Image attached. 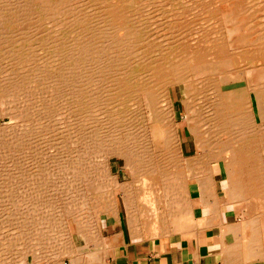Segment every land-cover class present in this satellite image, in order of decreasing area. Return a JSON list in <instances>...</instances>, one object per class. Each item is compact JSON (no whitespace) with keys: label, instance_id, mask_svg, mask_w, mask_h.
<instances>
[{"label":"bare ground","instance_id":"bare-ground-1","mask_svg":"<svg viewBox=\"0 0 264 264\" xmlns=\"http://www.w3.org/2000/svg\"><path fill=\"white\" fill-rule=\"evenodd\" d=\"M222 2L223 6L208 8L207 17L215 19L213 23H218L217 27L206 31L195 30L186 36L182 32L184 24L179 21L166 19L151 22L153 18L146 15H166L170 11L161 6L158 7L161 12L151 10L149 6L155 5L153 0H0L2 111L6 114L14 112L15 116L24 113L28 108L26 102L31 100L34 105L43 98V94L47 95V92H43L57 94L59 90L62 91L61 86L64 84V92L70 94L64 99L70 115L69 120L66 118L68 121L64 119L68 124L64 125L67 135L64 136L76 142L78 135H82L79 140L83 139L84 144L88 145L84 149L85 145L78 140L84 150L82 160L76 163L75 156L71 157L75 152L68 146L73 142L69 144L68 139H61L63 124H58L56 118L57 121L49 122L51 125L57 124L53 127L58 133V143L49 135L50 139L44 138L43 127L44 133L42 135L40 132V140L43 137V141L51 140L46 143L53 141L62 145L64 155L69 156L63 163L66 168H59L71 172H66L62 183L64 188L61 187L72 189L74 193L66 191L69 195L65 197L64 191L57 197L49 195V201H43L41 195L37 196L42 194L41 191L38 192L33 198L36 201L34 203L41 207V214L52 213L46 221L52 220L53 223L56 219L59 223L55 224L59 227L55 229L54 223V227L48 224L41 228L38 226L40 229L36 230L37 234L28 236L33 237L32 245H26L24 241L20 242L18 235L22 228L26 230L33 226L41 214L35 212V216L32 214L24 217L26 220L15 225V233L11 237L8 238L7 234L1 237L0 264H76L79 260L86 264H108L105 260L112 247L101 236L99 214L104 213L105 219L113 217L114 223L120 222L117 192L121 194L120 204L125 213L124 220L130 238L155 240L162 250L171 235L187 230L194 223V205L188 185L194 183L201 193L211 196V200L215 196L212 190V163L220 161L224 163L227 177L228 201L248 203L249 161L253 157L249 145L253 135L249 134V129L254 125V114L264 118V0ZM174 5V0H169L168 7ZM177 5L185 8V1L178 0ZM196 22L195 17H192V26ZM175 30L177 32H173ZM174 34L181 37L172 41L168 37ZM205 34L212 36L207 37ZM78 59L83 61L79 64L83 66H80V73L83 74L75 72L79 71ZM70 67L74 68V71L71 69L72 74ZM251 71L254 83L249 81ZM76 73L82 75L79 82L77 78L80 77L76 78ZM234 83L242 84L235 86ZM173 86L177 87L180 96L185 129L193 139L191 154L187 155L169 93ZM79 92L80 103L85 104L81 105L83 108L78 102ZM51 96L55 97L50 93L48 98ZM80 118L83 120L81 126H90L81 134ZM50 124L47 123L48 126ZM32 127L25 126L22 131L15 128L17 132L13 124L5 126L6 138L3 137L8 141L7 151L19 154L24 150L22 147L26 146L22 142L23 138L25 141L39 139L38 128ZM49 132L46 131V134ZM60 146H57L58 149ZM50 147L52 149L55 146ZM4 148L6 150V146ZM28 148L23 152L36 157L35 149ZM94 149L105 152L103 154L108 159L109 167L112 159H120L128 169L126 177L135 178V181L127 178L115 183L118 177L115 176L108 180L109 184L106 180L107 184L105 182L102 186L99 170L95 171L98 177L92 176L95 169L91 165L97 157L95 159L94 156L93 160L87 150L92 152ZM49 152L45 155L43 152L42 155L46 158ZM263 152L256 151L259 160L263 158ZM7 156V160L0 161L3 174L14 167L13 157ZM98 160H103V157ZM27 163L26 160L25 165H21H24L23 168H18V175L28 174L26 171L31 169L27 170ZM62 174L65 176L64 172ZM72 180L78 182L73 186ZM8 184L7 188H11ZM62 188L58 189L62 191ZM101 194L105 199L98 201L97 195ZM71 200H80L81 203L77 201L79 207H85L80 210L81 216L74 214L76 210L73 213L71 207L74 203H70ZM75 216H79V220L72 223L77 218L73 220ZM259 220L258 216H252L242 219L239 224L223 226L224 241H228L223 248L224 264H243L254 259H261L264 264V224ZM145 224H149L151 229L149 235L143 230ZM24 232L21 231L22 234ZM57 233L60 236L58 240L55 238ZM24 235L27 236V233ZM89 242H93L91 248L87 246ZM48 244L52 245L50 249ZM78 244H82L85 251L80 253ZM232 258L237 262L232 263Z\"/></svg>","mask_w":264,"mask_h":264},{"label":"rangeland","instance_id":"rangeland-1","mask_svg":"<svg viewBox=\"0 0 264 264\" xmlns=\"http://www.w3.org/2000/svg\"><path fill=\"white\" fill-rule=\"evenodd\" d=\"M154 2H155V5L154 6H149V8L151 9V10H155L156 9V11L157 12H161V10L158 8L159 6H161L162 8H164V9H166V8H169V12L168 13H166V15H146V16H148V17H150V18H153V21H151V22H154L155 20L156 21H159V20H170V21H179V22H181L182 23V25H183V34H185L186 36H187V34L188 33H191V32H194L195 30H202V31H206V30H208V29H214V27L216 26H218V23H213L214 21H215V19H211L210 20V18H208L207 16H208V8L210 7H212V8H216V7H220V6H223V2L222 3H220V1L221 0H201V1H198V0H184L185 1V5H184V7L185 8H181L180 6L178 7V5H177V2H178V0H174V7H168V3H169V0H153ZM237 1H239L240 3L243 1V0H237ZM253 2H254V0H253ZM255 2H258V0H255ZM192 17H195V19L197 20V22H196V25H194V26H198V27H194V26H192V24L190 23L191 22V18ZM184 20V21H183ZM190 20V21H189ZM187 22V23H186ZM188 23H190V24H188ZM209 23V24H208ZM190 27V28H189ZM188 28V29H187ZM218 30V29H217ZM185 31H188V32H185ZM170 32H172V31H170ZM173 32H177V30H175V31H173ZM207 37H210V36H212L211 34H205ZM80 38H82V36H79ZM181 36H179V35H177V34H174V35H172V37H168V38H170V40H176V39H179ZM80 38H79V40H80ZM84 39V38H83ZM1 48V47H0ZM2 49V48H1ZM85 51H87L88 52V50L87 49H85ZM86 53V52H85ZM80 59V58H79ZM78 59V60H79ZM84 60V58H81L80 60ZM86 59V58H85ZM78 61L79 63H78V66H79V71L77 70V71H75V72H81L80 70H81V68H80V66L81 67H83L82 65H79L80 64V62H83V61ZM82 64V63H81ZM74 67V66H73ZM72 67V68H73ZM71 67L69 68L70 70L69 71H71L70 72V74H72V72L74 71V68H73V71L71 70L72 69ZM77 69H78V67H77ZM80 74H83V73H80ZM79 74V75H80ZM81 76L82 75H80V76H78V74L76 73V78L77 77H80V78H77L78 79V82L81 80ZM249 81H250V83H253V81H254V74H253V71H251L250 72V74H249ZM63 84V83H62ZM242 83H234V85L235 86H239V85H241ZM64 85V84H63ZM63 85L61 86V89H62V91L61 90H59V93H57V94H53L52 92H50L51 93V95H53V97H54V95H55V99L54 98H52V96L50 97V98H52L51 99V101H50V98H48V95H50V93L48 94V91H45V92H43V93H46L47 95H45V94H43V98L40 100V101H38L37 103H35L34 105H32V101L30 100H28L29 102H26V105H27V110L23 113H19V114H17L16 116L15 115H13V113H12V116H11V113H10V111L9 112H7V114L4 112V111H2L3 109L0 107V112L1 113H3V114H0V128L1 127H3V128H1V131H0V139L1 140H3V142H4V146H2V141L0 140V161H2L3 162V160L5 159V160H7L6 158H8V156L7 155H9L11 158H12V163H13V165H14V169L13 168H11V169H8V171L9 172H11V171H13V173L11 174V173H9L8 171V173L6 172V168H5V171L4 172H6V173H1L2 172V170L0 169V182L2 181L1 179H3V181L5 182V183H3V182H1L0 183V239H1V237L3 238L4 237V235L6 236V234H7V236H8V238L9 237H11L12 235H13V233H15V225L17 224V223H19V222H23V220H26L24 217H27V216H31L32 214H33V216H35L36 215V213L37 214H41V212L39 211V209H41V207L39 208L38 207V205H36L34 202H36V201H34V196L36 197V194L38 193V192H40L41 191V193L42 194H37V196H40V198H42V200L44 201L45 199L47 200L48 198H50L49 197V195H54V197L56 196L57 197V195H61L60 193H63L64 191H65V193H64V195H65V197L67 196V195H69V194H67L68 192H71L72 191V189L71 190H69V189H63L64 187H63V185H62V183L64 184V178L66 177V172L67 173H71V172H68L67 171V169H65L66 170V172L64 171V169H59V168H66V167H64L63 166V163L65 162V160H68L67 159V157L69 158V156H67L68 154H65L64 155V150L62 149V145L60 146V144H56V142H53V144L51 145V143L49 142H47L46 143V141L48 140V139H50V138H53L52 140H54V138L56 139V140H54V141H57V143H58V135H57V137H56V134H58L57 133V130L56 129H54V127L53 126H55V125H57V124H54V123H52V124H54V125H51L49 122L50 121H62V123L60 122H57L58 124H60V125H62L63 124V126H61L62 127V132H61V135L63 134V138L61 137V139H63V141H67V139H68V137H65L64 136V134L66 135V133L64 132L65 131V127H64V125H65V123L70 119V115L67 113V112H69L68 111V109H67V107H66V104H65V100H66V98L65 97H67L68 95H70V94H68L67 92H64L65 90H64V88H62L63 87ZM231 87V86H230ZM232 87H233V85H232ZM169 93H170V97H171V100H172V105H173V109L175 110V121L177 120L179 123H180V128H179V131H181L180 132V136L182 137V139H183V149H184V152H185V154L187 155V154H191V149H192V145H193V139H192V136H191V134L188 132V131H186V127H185V121L183 120V118H182V114H181V104H180V102H179V98H180V96L178 95V89H177V87L176 86H173V87H170V89H169ZM61 94V95H60ZM65 94H66V96H65ZM45 95V96H44ZM57 95V96H56ZM60 95V96H59ZM79 95H80V92H79V94H77V96H78V98H79ZM89 95H91V91L89 90ZM62 97V98H61ZM64 97V98H63ZM45 98V101L43 100ZM48 100V103L46 104V101ZM65 99V100H64ZM53 100L55 101L53 104L51 103V102H53ZM62 100V101H61ZM63 100H64V102H63ZM79 101V105L81 106V105H83V106H85V104H83L82 102V104L80 103V101H81V99L79 98L78 99ZM50 101V102H49ZM29 103V104H28ZM34 103V102H33ZM40 103V104H39ZM89 103H90V100H89ZM175 103V104H174ZM43 104H45V107L46 108H43L44 107V105ZM48 104L50 105V107L48 106ZM64 104V105H63ZM52 105V106H51ZM54 105V106H53ZM62 105V106H61ZM37 106V107H36ZM66 107V109L64 108V107ZM83 106H81L82 108H83ZM175 106V107H174ZM30 107V108H29ZM49 107V108H48ZM59 107V108H58ZM40 108V109H39ZM51 108V109H50ZM262 108H264V107H262ZM41 109H43V110H41ZM37 110V111H36ZM62 111H64V112H62ZM77 111H78V108H77ZM26 112H29V113H26ZM33 112V113H32ZM45 112V113H44ZM62 112V113H61ZM5 113V114H4ZM47 113V114H46ZM50 113V114H49ZM61 115H60V114ZM69 115V116H66L65 117V115H67V114ZM90 113V112H89ZM32 114V115H31ZM38 114V115H37ZM19 115V116H18ZM23 115V116H22ZM51 117H50V116ZM56 117H55V116ZM59 115V116H58ZM255 115V114H254ZM16 118H15V117ZM33 116V118H31V117ZM45 116V117H44ZM50 117V118H48V117ZM62 116V117H61ZM90 116V115H89ZM256 116V115H255ZM46 117H47V119H46ZM60 117L62 118V119H60ZM91 117V116H90ZM57 120H56V119ZM68 120H67V119ZM28 119V120H27ZM50 119V120H49ZM64 119H66V120H64ZM21 122H20V121ZM18 121V122H17ZM31 123H29V122ZM43 121H48L47 123H48V125L50 124V126H48L47 125V123H44ZM78 121H80V124H79V128H81V129H79V130H81V131H79L80 132V134L83 132H86V130L90 127H84V126H81V122L83 121L81 118L78 120ZM255 121L256 122H258V119L255 117ZM20 122V123H19ZM43 122V123H42ZM6 123V124H5ZM8 123V124H7ZM28 123V124H27ZM42 123V124H41ZM69 123V122H68ZM5 124V125H4ZM14 125V129L15 128H17V130L18 131H22L23 130V128L25 127V126H33L34 128L36 127V129L39 131V133H38V137H39V139L37 138V136H36V140H30V141H25L26 139L25 138H23V140L24 141H22L23 143L25 142V145L26 146H24V144H22L24 147H22V150H23V148H24V150L23 151H25L26 152V150H27V148L29 147V148H31L32 147V149L34 150V153H35V155H36V157L34 156V154H30L31 155V158H32V160H31V162L29 161L31 158H29L30 157V155L28 156L27 154L28 153H24L23 151H20L21 153H15L13 150V152H8L7 151V145H6V143H8V141H7V139H5L6 137V135L4 134V132H5V130L6 129H4V127L5 126H7V125ZM26 124V125H25ZM44 124L46 125V126H44ZM66 125H68L67 123H66ZM17 126V127H16ZM18 126H20V127H18ZM32 127V128H33ZM43 127H44V130H43ZM45 127H47L48 129L49 128H51V129H49L50 131H52V133L51 132H49V130L47 129V128H45ZM63 127H64V129H63ZM40 128V129H39ZM47 129V130H46ZM84 129V130H83ZM16 130V129H15ZM16 130V131H17ZM45 131V134H44V138L46 137H48V139H44V141H43V137H42V140H40L41 139V137H40V134L42 133V135H43V131ZM55 130H56V132H55ZM83 130V131H82ZM15 131V132H16ZM17 131V132H18ZM46 131H47V133L49 132V134H46ZM2 132H3V134H2ZM41 132V133H40ZM55 132V133H54ZM1 134H2V138H4V139H2L1 138ZM17 134V133H16ZM16 134H14V135H16ZM53 134H55L54 136H53ZM5 135V136H4ZM41 135V136H42ZM45 135H47V136H45ZM51 136L50 138H49V136ZM4 136V137H3ZM67 136V135H66ZM79 137H77L78 138V140H79V138H81V136L82 135H78ZM66 139V140H65ZM70 139L71 138H69L68 139V143L70 142H73V144H70V145H68V146H70L69 148H71L70 150L72 151V152H75V155L73 154V156H71L72 158H74V156H75V161H76V163H78L80 160H82V157H81V154H82V152H83V150L84 149H86L87 148V146L84 144L85 142L83 141V139H81V140H79V142H81L82 144H84L85 146H84V149H83V145L81 144V143H79L78 142V140L75 142V140L74 141H70ZM71 140H73V139H71ZM35 143H34V142ZM42 141V142H41ZM48 141H51V140H48ZM74 142H75V145H74ZM27 143V144H26ZM62 143V142H61ZM67 143V144H68ZM192 143V144H191ZM37 146H36V145ZM45 146H44V145ZM56 144V145H55ZM66 144V143H65ZM77 144H79V146L77 145ZM47 145V146H46ZM72 145H74L73 147H72ZM3 148H2V147ZM6 146V150H5V147ZM34 146V147H33ZM49 146V147H48ZM50 146H55V147H53L52 149H51V147ZM57 146H60L59 147V149H58V147ZM43 147V148H42ZM50 148V149H48L47 148V150L45 149V148ZM28 148V149H29ZM39 148H40V150H39ZM57 148V149H56ZM60 148L63 150H61L60 151ZM73 148V149H72ZM76 148V149H75ZM80 148H81V150H80ZM2 149V150H1ZM4 149V150H3ZM26 149V150H25ZM42 149H44V150H46V151H44V150H42ZM78 149V150H77ZM38 150L41 152V150L43 151V152H45L44 153V155L45 154H47V152H49L50 150V152H49V154L46 156V158H45V156L44 155H42L43 154V152L41 153V155H39V153L40 152H38ZM49 150V151H48ZM53 150H55V151H53ZM77 151H78V153H77ZM81 151V153H79ZM92 152H90L89 150H87V152L89 153V154H91V156L93 157V160H94V156H95V159H96V157H97V159L96 160H92L94 163H92V165L91 166H93L94 167V175H92V176H94V177H98L99 176V178H100V176H101V181H102V183H103V185L102 186H104V183L106 182V180H107V182H108V180L109 179H111L112 177H115V176H118V177H116L115 179L116 180H114V182L116 183V181H124V180H126L127 178H128V180H130V181H135V178H132V177H126V175H127V173H128V169L125 167V166H123L122 165V161L120 160V159H112L111 161H110V165H111V167H109L108 166V159L107 158H105V156H104V154L103 153H105V152H103V150H100V149H94V150H91ZM102 151V152H101ZM24 153V155H22ZM54 153V154H53ZM60 153V154H59ZM98 153H99V155H98ZM16 154V155H15ZM19 155V157H18V155ZM20 154H21V156H20ZM50 154H52V157H51V155ZM78 155V157H77V155ZM94 154V155H93ZM53 155L54 156H56V157H53ZM102 155V156H101ZM5 156H7V157H5ZM25 156H28V157H26V158H24ZM32 156H34V157H32ZM90 156V158H92ZM9 157V158H10ZM23 157V158H22ZM63 159H62V158ZM79 157H81L80 159H79ZM99 157V158H98ZM103 157V160H98V159H101ZM11 158L10 159H8V160H10L11 161ZM21 158L24 160H21ZM33 158H35V159H33ZM66 158V159H65ZM71 158V159H72ZM77 158V159H76ZM38 159V160H37ZM45 159H47V160H45ZM60 159V160H59ZM74 159H72V162H75V161H73ZM27 160V162H29V163H27V165H28V167H27V170L29 169H31L30 171H26L28 174H26L25 173V175L24 174H19L18 175V171H19V169L20 168H23V166L25 165L24 163H25V161ZM44 160V161H43ZM39 161V162H38ZM46 161H47V163H46ZM101 161V162H100ZM15 162H17V163H15ZM45 162V163H44ZM96 162V163H95ZM100 162V163H99ZM30 163H36V164H30ZM44 163V164H43ZM53 163H55V165L53 164ZM102 163V164H101ZM20 164V165H19ZM22 164H24L23 166H21ZM56 164H57V166H56ZM60 164V165H59ZM94 164V165H93ZM30 165H32L31 166V168L29 167ZM38 165V166H37ZM40 165V166H39ZM41 165H43L42 167H41ZM55 167H54V166ZM46 166V167H45ZM60 166V167H59ZM37 167H38V169H37ZM47 167H48V169H47ZM53 167V168H52ZM104 167V168H103ZM19 168V169H18ZM56 168H58V169H56ZM33 169H34V172H33ZM37 169V170H36ZM40 169V170H39ZM45 169H47L48 170V172H46V170ZM53 169H54V171H53ZM93 169V168H92ZM51 170H52V172H51ZM99 170V175L98 176H95V174H96V172ZM43 173H47L46 175L45 174H42V172ZM96 171V172H95ZM56 172V173H55ZM62 172H64V174H65V176L62 174ZM34 173V174H33ZM37 173V174H36ZM53 175H52V174ZM103 175H102V174ZM6 174V176H4ZM32 174V175H31ZM50 174V175H49ZM62 174V175H61ZM98 174V173H97ZM96 174V175H97ZM118 174V175H117ZM8 175V176H7ZM10 175V176H9ZM41 175V176H40ZM1 176H3V177H1ZM16 176V177H15ZM19 176H21L20 178H19ZM25 176V177H24ZM31 176H33V177H31ZM39 176V177H38ZM44 176V177H43ZM52 176V177H51ZM59 176H61V177H59ZM64 176V177H63ZM91 176V177H92ZM7 177V178H6ZM54 177V178H53ZM12 178H14L15 179V181H14V179H12ZM49 178V179H48ZM98 178V179H99ZM9 179H11L10 181H9ZM52 179H54V181H51ZM61 179V180H60ZM114 179V178H113ZM113 179H112V181H113ZM42 180H43V182H42ZM47 181V182H46ZM51 181V182H50ZM61 181H63V182H61ZM38 182V183H37ZM45 182V183H44ZM53 182V183H52ZM58 184H57V183ZM71 182H73V186H74V184H75V182H78V181H76V180H72ZM107 182L105 183V184H107ZM8 183H10V184H8ZM27 183V184H26ZM43 183V184H42ZM101 183V184H102ZM7 184H8V186H10L11 188H7ZM51 184V185H50ZM108 184H109V182H108ZM5 185H6V187H5ZM3 186V187H2ZM40 186V187H39ZM46 186V187H45ZM58 186V187H57ZM63 188H62V187ZM26 187V188H25ZM28 187V188H27ZM43 187H44V189H43ZM48 187V188H47ZM54 187V188H53ZM60 187V189L62 188L63 190L61 191V190H59L58 188ZM75 187H77V185H75ZM43 190H41V189ZM49 188H50V190H49ZM6 189V190H5ZM23 189V190H22ZM40 189V190H39ZM46 189H47V191H46ZM51 189H52V191H51ZM56 189H58L57 191H56ZM8 190V191H7ZM33 190V191H32ZM36 192H35V191ZM69 190V191H68ZM46 193H45V192ZM54 192V194H52L51 192ZM66 191H67V193H66ZM49 194H48V193ZM73 192V191H72ZM9 193V194H8ZM32 193V194H31ZM44 193V194H43ZM74 193V192H73ZM67 194V195H66ZM105 194H107V193H105ZM43 195V196H42ZM46 195H48V196H46ZM120 193L119 192H117L116 193V199H117V211H118V217H119V208L121 207V204H120ZM7 196V197H6ZM98 196V201H100V200H102V199H105L103 196V194H101V195H97ZM46 197V198H45ZM69 197H71V196H69ZM24 198V199H23ZM26 198H27V200H26ZM34 198V199H33ZM101 198V199H100ZM29 199V200H28ZM31 199V200H30ZM71 199V198H70ZM69 199V200H70ZM26 200V201H25ZM32 200H33V202H32ZM107 200V199H106ZM23 201V202H22ZM29 201V202H28ZM47 201H49V200H47ZM77 201H80V200H76V202ZM28 202V203H27ZM75 202V200H74V202H73V200H71V202L70 203H74V205H72V207H71V209H73V213H74V211L75 212H77V213H74V214H78L79 216H81L80 214H81V209L83 210L85 207H82L81 206V208L79 207V204L81 203V201H80V203L79 202H77L76 203ZM25 203V204H24ZM31 203H33V205H31ZM76 203V204H75ZM24 206H23V205ZM23 206V207H22ZM30 206V207H29ZM36 207L35 209L36 210H38V212L33 208V207ZM77 206V207H76ZM87 207V206H86ZM89 207V206H88ZM30 208V209H29ZM34 210H33V209ZM38 208V209H37ZM53 208V207H52ZM79 210V211H78ZM123 210V209H122ZM36 212V213H35ZM35 213V214H34ZM123 213H124V210H123ZM74 214H72V216H74ZM5 215V216H4ZM44 218H43V217ZM47 216H52V213L51 214H44L43 215V213L39 216L38 215V217H37V219H36V221L34 222V223H32V225L33 226H31L30 228H28V229H26V230H28V231H26L24 228H22V232H24V230L26 231V232H24L25 234L27 233V236L26 235H24V233L22 234L21 233V231H20V237H19V235H18V239L20 240V242L21 241H24L25 242V244L26 245H32V243H33V237H31V238H29L28 236H30L31 234L32 235H36L37 234V231L36 230H39L42 226H47V224H48V226L50 227H54V225H55V229H57V227H59V226H56V224L58 225V220H54V225H52L53 223H51L52 222V220H50L51 222H49V221H46L47 219ZM79 216L77 217V216H75V217H73V220H74V218H76V220H74V222L72 221V223H76V222H78V220H79ZM7 217V218H6ZM99 217H101V220H100V225H101V227H100V232H101V236H103L104 237V240L109 244V246H111L112 248H110L109 249V252L107 253L108 255H107V258H106V260H105V262H107L108 263V261H107V259L109 258V256L111 255L110 253H111V251H112V249H113V245L114 244H116V243H114L113 241H111L109 238H107V237H105V234H106V231H104V229H103V226H104V221H105V218H104V213H100L99 214ZM124 217H125V213H124ZM4 218H6V219H4ZM39 219V220H38ZM78 219V220H77ZM34 220V219H33ZM45 220V221H44ZM48 220H49V218H48ZM120 221V220H119ZM56 223V224H55ZM107 223V222H106ZM124 225H126V223H125V220H124ZM146 225V224H145ZM145 225H143V230L146 232V233H148V235H149V233H150V231H151V229H150V227H149V224H147L146 226ZM40 228H39V227ZM26 228V227H25ZM39 228V229H38ZM148 228V229H147ZM32 230H34V231H32ZM32 231V232H31ZM30 232V233H29ZM39 232V231H38ZM11 233V234H10ZM4 234V235H3ZM29 234V235H28ZM26 236L25 238H24V236ZM22 237V238H21ZM22 240H21V239ZM29 238V239H28ZM55 238L58 240L59 238H60V236H59V233H57V234H55ZM144 238V237H143ZM55 239V240H56ZM148 239V238H147ZM26 240H28V241H26ZM29 240H31V241H29ZM142 240V239H141ZM149 240V239H148ZM155 241V240H154ZM0 242H1V240H0ZM49 242V241H48ZM60 242V241H59ZM114 243V244H113ZM52 244V243H51ZM53 244H57V243H53ZM93 244V242L91 243V242H89L88 244H87V246L88 247H90L91 248V245ZM47 246H49V249L51 248V246L52 245H50V244H48ZM93 246V245H92ZM78 250L80 251V253L81 252H83V251H85V247L82 245V244H78ZM224 250V249H223ZM1 256V255H0ZM1 258V257H0ZM28 261L30 260L29 259V257H28V259H27ZM86 264L87 262H85L84 263V261L83 260H79V262H77L76 264ZM25 264V263H24Z\"/></svg>","mask_w":264,"mask_h":264},{"label":"crops","instance_id":"crops-1","mask_svg":"<svg viewBox=\"0 0 264 264\" xmlns=\"http://www.w3.org/2000/svg\"><path fill=\"white\" fill-rule=\"evenodd\" d=\"M255 115L254 125L249 129V134L253 135L252 142L249 143L253 157L249 161L251 171L250 185L247 188L248 203L228 201L224 163H212V190L215 196L211 200V196L201 193L194 183L188 185L194 205V223L187 230L171 235L162 250L154 240L130 238L128 228L124 225L122 207L119 208L120 222L114 223L113 217L105 219V237L116 243H113L108 264H224L223 248L228 241H224L223 226L239 224L242 219L252 216H258L264 224V152L261 160L255 154L257 150L264 151V118ZM232 260V263L237 262L233 258ZM250 261L243 264H263L261 259Z\"/></svg>","mask_w":264,"mask_h":264}]
</instances>
